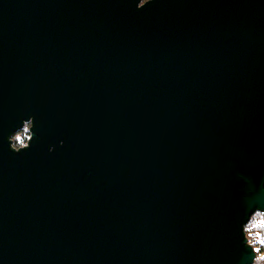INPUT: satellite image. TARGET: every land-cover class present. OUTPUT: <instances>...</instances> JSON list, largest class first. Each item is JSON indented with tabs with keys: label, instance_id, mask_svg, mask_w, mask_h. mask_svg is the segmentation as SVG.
I'll list each match as a JSON object with an SVG mask.
<instances>
[{
	"label": "water",
	"instance_id": "obj_1",
	"mask_svg": "<svg viewBox=\"0 0 264 264\" xmlns=\"http://www.w3.org/2000/svg\"><path fill=\"white\" fill-rule=\"evenodd\" d=\"M136 2L0 0V264L250 260L264 0Z\"/></svg>",
	"mask_w": 264,
	"mask_h": 264
},
{
	"label": "clouds",
	"instance_id": "obj_2",
	"mask_svg": "<svg viewBox=\"0 0 264 264\" xmlns=\"http://www.w3.org/2000/svg\"><path fill=\"white\" fill-rule=\"evenodd\" d=\"M157 3V0H137V11H143L146 7ZM23 130L17 127L11 135L7 137L10 150L19 155L31 149L34 143L36 132V118L31 116L22 120ZM63 145V142H61ZM55 149H49L54 151ZM238 233L242 236L244 249L250 250V260L246 256L242 264H264V208L254 206L248 208L242 214L237 223Z\"/></svg>",
	"mask_w": 264,
	"mask_h": 264
}]
</instances>
